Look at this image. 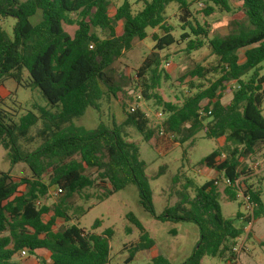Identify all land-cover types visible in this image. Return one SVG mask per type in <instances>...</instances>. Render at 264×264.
Masks as SVG:
<instances>
[{
  "label": "trees",
  "instance_id": "trees-1",
  "mask_svg": "<svg viewBox=\"0 0 264 264\" xmlns=\"http://www.w3.org/2000/svg\"><path fill=\"white\" fill-rule=\"evenodd\" d=\"M239 2L235 9L230 0H137L142 7L134 11L125 0L111 14L110 0H0V18L16 20L12 35L0 25V87L13 80L20 87L38 88L51 108L57 109L34 105L20 115L15 101L17 109L0 97V149L12 167L25 164L31 172L29 177L15 179L0 171V264H20L22 251L39 264H108L113 229L98 234L99 219L90 230L80 227L87 211L71 201L75 196L89 200L94 198L91 191H101L95 197L102 202L129 185L137 187L140 205L156 220L198 226L200 241L183 264H201L206 257L227 263L237 260L238 253L233 251L237 241L251 222L264 217L263 191L250 183L251 169L242 167L244 159L264 149V0ZM197 3L207 5L206 16L218 9L243 14V19L234 22L236 27L229 34L212 37L193 15L191 8ZM172 4L177 6L184 31L178 38L176 27L167 20ZM39 12L42 19L34 25L30 19ZM65 25L77 27L74 35ZM157 29L163 34L152 35L155 52L181 43L188 54L209 46L216 65L188 72L193 80L188 87L191 95H182L181 102L173 104L157 93L161 75L155 53L136 76L142 96L154 99L161 109L158 124L151 126L146 113L132 112L123 101L122 123L113 120L112 126L101 122L94 130L76 128L74 120L89 109L99 111L105 94L118 98L122 89L112 79V66L132 50L135 40L143 41L150 30ZM210 75L216 79H208ZM35 128L40 144L31 150L27 144L32 143ZM131 129L160 155L173 149L175 140L184 145L199 133L206 139H223V145L200 164L224 180V190L219 191L217 179L196 187L187 181L194 195H181L177 204L157 216L146 163L138 145L129 140ZM87 169L95 170L96 176L87 175ZM51 188L61 189L62 197L52 205L41 204L50 197ZM241 193L251 199L252 216L238 213L234 219H225L221 197L233 202L241 199ZM126 218L140 232L138 241L126 247L132 261L155 242L132 213ZM59 220L70 225L60 229ZM259 246L264 247V242ZM152 261L170 264L162 256Z\"/></svg>",
  "mask_w": 264,
  "mask_h": 264
},
{
  "label": "rangeland",
  "instance_id": "rangeland-1",
  "mask_svg": "<svg viewBox=\"0 0 264 264\" xmlns=\"http://www.w3.org/2000/svg\"><path fill=\"white\" fill-rule=\"evenodd\" d=\"M125 0H110L112 6L110 13L120 7ZM133 4L134 11L141 9V5L137 4V0H129ZM192 1V0H190ZM234 8L240 7L239 0H230ZM207 8L205 3L193 4L192 11L197 21L206 26L210 36H225L229 34L236 25L235 21H242L243 14H228L216 9L211 16H206L204 10ZM236 13V12H234ZM234 17H237L236 19ZM42 19V14L39 12L35 17L30 19L32 24H37ZM168 22L176 27L174 32L178 38L184 31L181 30L179 24V13L177 6L172 4L167 9ZM16 23L13 18H0V25L9 35H12V29ZM76 26L65 25V30L74 35ZM157 33L163 34L161 30H150L149 37L143 41L135 40L131 51L126 52L111 68V76L122 89L118 93V98L115 99L111 95L105 94L100 102V110H87L86 114L78 119H75L73 125L76 128L86 130H94L103 122L106 125L112 126V121L117 124L124 121L125 115L122 110L123 101L130 105L131 109H140L147 114L150 125L158 124L161 109L157 107L154 99L147 100L142 96V89L137 80V72L143 67L145 62L153 58L156 53L160 60V86L157 93L165 102L173 104L180 103L182 95H191L188 92L190 82L193 81L187 76V73L198 66L211 68L216 65L217 58L213 55L209 46H205L199 51L188 54L185 51V43L173 45L170 48L162 51H154V42L152 35ZM243 52H240L242 56ZM167 64H170L169 66ZM208 79H216V76L210 75ZM196 84L198 82H195ZM224 100L228 101L230 95H224ZM0 97L7 100V104L14 108H19V114L23 115L28 110H32L34 105L52 109L46 99L43 97L38 88H24L18 86L13 80L4 82V86L0 87ZM16 102L17 107L13 106ZM40 127V124L37 128ZM37 128L33 129L31 136L34 138L32 143H28V149H36L40 142L36 137ZM131 142L138 145L140 149V158L146 163V176L153 192V204L157 216L163 214L165 208L174 206L181 200V195L192 197L194 195V187H189L187 181H191L193 186H202L210 180H218L217 187L220 192L225 188L224 180L212 170L200 164L201 160L211 154L215 149L220 147L223 140H210L204 138L203 133H199L193 140L184 145H180L175 140V147L166 154L160 155L155 152L142 137L133 129L129 131ZM251 169L250 183L258 186L263 191L264 202V149L258 151L256 155L250 156L242 161V167ZM0 171L9 172L15 179L26 178L31 175V172L25 164H19L12 167L7 159V154L3 149H0ZM162 172V175L159 174ZM92 177L96 176V171L87 169L85 172ZM57 188H51L50 197L42 201L41 204L52 205L61 198V194L55 195ZM94 198L85 200L82 197L75 196L71 203L75 207H83L87 211L85 216L79 221L82 228L90 230L96 220L102 221V227L96 232L101 234L105 229L111 228L114 235L110 241V253L108 264H153V258L162 256L170 264H183L197 248L200 241V231L196 224L192 222H160L151 214L146 212L139 203V193L135 185H129L125 189L117 192L113 196L104 201H99L95 196L101 191H91ZM238 201L229 202L224 196L220 199L222 215L225 219H234L238 213L245 214L246 210L240 206ZM132 213L143 225L149 237L154 240L155 245L152 249L138 253L132 261H128L130 257L129 250L126 247L138 241L140 232L126 218ZM244 220V219H243ZM242 223V222H241ZM237 223L238 225L241 224ZM63 220H59L58 227L64 229L69 226ZM242 225V224H241ZM253 231V232H251ZM255 236L251 238V235ZM246 238V239H244ZM246 241L245 249L249 258L250 264H264V248H261L257 241H264V217L257 220L245 229V235L238 240L239 244ZM260 256L262 257L260 259ZM20 264H39L37 259L27 254L26 257H19ZM201 264H227L219 258L203 259Z\"/></svg>",
  "mask_w": 264,
  "mask_h": 264
},
{
  "label": "crops",
  "instance_id": "crops-1",
  "mask_svg": "<svg viewBox=\"0 0 264 264\" xmlns=\"http://www.w3.org/2000/svg\"><path fill=\"white\" fill-rule=\"evenodd\" d=\"M221 140H223V139H221ZM221 140H217V141H221ZM223 143H224V140H223ZM223 143L220 145V146H222L223 145ZM251 232H253V231H251ZM245 235V234H244ZM250 235H251V233H250ZM252 237H254V239H255V236H254V233H253V235H251V238ZM244 239H246V238H244ZM260 242H264V241H257V243L259 244ZM246 246H248L247 245V243H246V241L244 242V243H242V244H239V242L237 241V243H236V246L235 247H237L238 248V258H237V260L236 261H234L233 263H227V264H250V263H248L249 262V258H251V255H248V253H247V250L248 249H245V247ZM261 248H264V247H261ZM39 256H46L44 253H39L38 254ZM20 256H21V254H20ZM19 256V257H20ZM19 257H18V261H19ZM22 257V256H21ZM32 257H34V256H32ZM34 258H36V257H34ZM262 257L260 256V259H261ZM37 259V258H36ZM37 261H38V259H37ZM225 262V261H224ZM256 264V263H255Z\"/></svg>",
  "mask_w": 264,
  "mask_h": 264
},
{
  "label": "built area",
  "instance_id": "built-area-1",
  "mask_svg": "<svg viewBox=\"0 0 264 264\" xmlns=\"http://www.w3.org/2000/svg\"><path fill=\"white\" fill-rule=\"evenodd\" d=\"M168 66L170 64H167ZM135 108H132L131 111L134 112ZM160 117H162V115L160 114ZM59 194H62V190L61 189H57L56 192H55V195H59ZM239 197L243 200V203H244V208L246 210V213L244 214L245 215V218H248L249 216H252L253 214V205H252V202H251V199L249 196H244L242 193L239 195ZM253 223L251 222V224H249L248 226L252 225ZM233 251L234 252H238V248L237 247H234L233 248ZM27 252L26 251H22L21 252V256L22 257H26L27 256Z\"/></svg>",
  "mask_w": 264,
  "mask_h": 264
}]
</instances>
